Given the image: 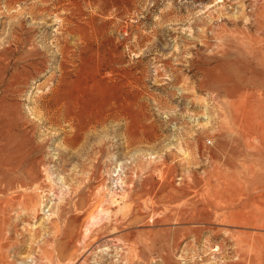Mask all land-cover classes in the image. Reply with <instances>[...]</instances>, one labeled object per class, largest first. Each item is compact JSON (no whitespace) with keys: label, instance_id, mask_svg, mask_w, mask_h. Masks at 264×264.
<instances>
[{"label":"rangeland","instance_id":"obj_1","mask_svg":"<svg viewBox=\"0 0 264 264\" xmlns=\"http://www.w3.org/2000/svg\"><path fill=\"white\" fill-rule=\"evenodd\" d=\"M0 264H264V0H0Z\"/></svg>","mask_w":264,"mask_h":264},{"label":"bare ground","instance_id":"obj_2","mask_svg":"<svg viewBox=\"0 0 264 264\" xmlns=\"http://www.w3.org/2000/svg\"><path fill=\"white\" fill-rule=\"evenodd\" d=\"M34 262H35V261H34ZM36 262H37V261H36ZM36 262H35V263H36ZM38 263H40V261H39Z\"/></svg>","mask_w":264,"mask_h":264}]
</instances>
